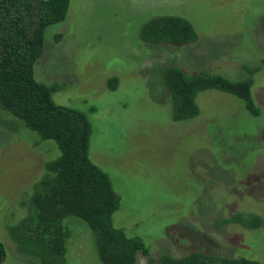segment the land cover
Listing matches in <instances>:
<instances>
[{
    "label": "rangeland",
    "instance_id": "rangeland-1",
    "mask_svg": "<svg viewBox=\"0 0 264 264\" xmlns=\"http://www.w3.org/2000/svg\"><path fill=\"white\" fill-rule=\"evenodd\" d=\"M160 15L189 20L198 41L181 48L144 43L142 27ZM263 61L264 0H71L66 20L46 30L35 77L61 84L54 101L88 117L91 159L121 201L114 225L143 239L154 260L195 250L264 260V226H215L238 213L264 218V65L252 88L259 116L230 94L206 91L198 95L199 116L186 122L172 119L161 72L176 65L238 81L245 66ZM111 77L115 90L106 87ZM55 147L0 108L3 264H38L17 252L8 228L25 218L21 201L41 176L42 152L51 159L47 151ZM87 228L77 227L70 264H101ZM137 264L149 263L138 256Z\"/></svg>",
    "mask_w": 264,
    "mask_h": 264
},
{
    "label": "trees",
    "instance_id": "trees-1",
    "mask_svg": "<svg viewBox=\"0 0 264 264\" xmlns=\"http://www.w3.org/2000/svg\"><path fill=\"white\" fill-rule=\"evenodd\" d=\"M70 1L0 0V108L36 132L42 142L57 145L47 151L51 159L46 160L49 156L42 152L47 158L41 176L21 201L25 218L8 228L17 252L38 264H70L77 227L81 226L92 231L101 264H137L138 256H144L149 264H264L262 259L204 250L180 258L166 253L154 260L143 239L130 238L115 227L114 215L121 201L109 175L91 159L92 124L85 114L54 101L61 84L47 85L35 77V65L44 54L46 30L66 20ZM140 39L151 45L181 48L197 42L199 35L186 18L160 15L142 27ZM263 65L264 61L256 67L245 66L247 76L238 81L207 70L187 72L176 65L166 66L161 72L171 99L172 119L186 122L198 117V95L206 91L230 94L244 104L250 116H259L252 88L254 75ZM117 86L116 77L107 80L110 90ZM26 142L38 150L37 143ZM70 218L81 223L66 222ZM227 224L257 230L264 226V218L257 213H238L215 226ZM7 255L0 240V264Z\"/></svg>",
    "mask_w": 264,
    "mask_h": 264
}]
</instances>
